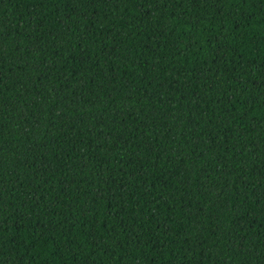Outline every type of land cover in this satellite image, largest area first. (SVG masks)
<instances>
[{"label":"trees","instance_id":"obj_1","mask_svg":"<svg viewBox=\"0 0 264 264\" xmlns=\"http://www.w3.org/2000/svg\"><path fill=\"white\" fill-rule=\"evenodd\" d=\"M0 264H264V0H0Z\"/></svg>","mask_w":264,"mask_h":264}]
</instances>
